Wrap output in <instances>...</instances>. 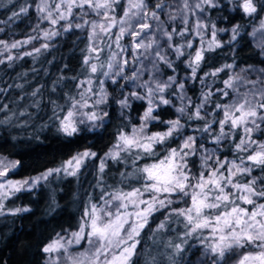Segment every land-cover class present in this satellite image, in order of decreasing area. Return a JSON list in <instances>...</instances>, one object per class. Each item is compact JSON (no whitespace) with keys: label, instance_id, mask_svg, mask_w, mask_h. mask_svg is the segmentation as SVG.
<instances>
[{"label":"trees","instance_id":"16d2710c","mask_svg":"<svg viewBox=\"0 0 264 264\" xmlns=\"http://www.w3.org/2000/svg\"><path fill=\"white\" fill-rule=\"evenodd\" d=\"M163 2L173 4V0ZM239 2L240 0H220L221 7L210 9L206 16L209 27L206 31L202 30V38L194 33L184 37L174 34L172 44L182 46L183 55L180 56L168 47L166 37L155 28L152 29V35H149L148 30L142 33V37L146 38L145 42L155 38L162 51L172 61V68L160 65L161 72L156 74L157 77L166 81L172 76L177 83L184 84V100L180 99L181 92L173 84L163 93L170 103L162 104L156 97L151 114L154 118L144 121L142 117L149 107L146 89L134 87L131 79H124L131 77L134 70L140 67L133 58V39L127 50L130 57L128 61L131 62L127 65L125 76L114 84L103 75V72H108L110 53L116 49L115 43L108 37H105L101 44L103 51L99 60L91 61L98 66L97 72L92 74L83 62L85 56L89 55L88 48L92 44L87 31H64L66 24L62 21L53 26L49 21L42 19L38 11L41 0H0V41L9 46L16 42L28 41L14 49H5L4 44H0V60H4V63H0V89L3 90L0 91V162L7 165V177L12 181L28 179L61 168L81 152L96 154L81 165L76 175L67 176L61 172L63 176L59 183L48 185V182H44L35 191H22L8 201L9 206L18 207L19 211L0 217V264H45L46 253L42 249L64 230H75L82 220L83 211L89 208L91 202L97 201L108 192L119 189L128 191L145 184L143 173L139 170L159 163L171 149H179L189 136L194 137L196 142L195 155L186 158L187 170L193 177L191 183L196 182L195 177L205 168L203 158L211 153L212 164L218 157L221 161H235L242 167H251V175H237L235 182L245 183L256 178V187H261L264 169L251 165L246 159L243 163L241 161V158L251 154L257 145H247L248 151H239L236 147L244 136L242 128L232 131L228 138L219 144L214 142V137L220 131L216 121L223 118V112L216 109V104L231 103L234 99L232 90L225 89L224 82L234 77L233 72L236 69L251 72L252 77L242 75L248 80H256L255 76H260L261 70H264V49L257 44L255 38L257 30L264 22V0H254L257 12L252 15H246L236 7ZM145 3L153 8L157 0H145ZM127 7L128 0H119V3L114 5V17L117 21L123 17ZM22 8L26 11L21 12ZM168 11L166 8L165 13L160 15L161 21L168 20ZM13 13L19 14L13 16ZM194 19L189 18L190 29ZM212 24L216 26V40L221 46L203 52L204 59L193 78L189 64L197 50L207 49L211 40ZM235 26H239L238 35L233 40L231 30ZM164 27L168 31L175 27L179 32L183 25L178 18L174 22L165 23ZM221 29L223 31H220ZM45 32L57 34L45 39ZM110 35L114 40L116 34L112 32ZM30 37L36 38L29 39ZM188 40L192 42L191 48L187 47ZM126 41L124 38L120 43ZM109 43L112 44L111 47H107ZM43 44H48V48H42ZM36 48H41V51L36 53ZM26 52H32L33 55H24ZM8 55H12L14 59L8 61ZM143 63L151 68L150 59L144 60ZM101 64L104 65L103 68H100ZM227 65L232 67H226ZM217 69L223 70L216 76L210 75ZM150 78L151 73L145 71L135 84L139 85ZM89 79L96 90L105 83L108 94L107 105L101 106L98 111L95 107L87 110L88 113L95 111L101 118L99 122H90L89 127L99 123L101 125L91 130L76 126L77 131L68 136L58 130V117L66 114L71 103L70 97L78 98L80 90L85 86L78 87L79 82ZM246 87L252 86L249 84ZM222 89L229 93L227 97L222 96L219 91ZM133 91L145 98L132 97L130 94ZM207 93L211 95L200 109L203 119H189L196 107L204 101V95ZM125 97H128L129 106L121 107L119 102ZM181 106H186L184 114L177 111ZM177 119L180 120L181 126L163 143L153 145L154 154L141 151L139 158H136L135 151L131 154L120 152L118 159L108 158L104 163L103 172L100 171L101 161L104 162V158L116 150L114 146L118 143L121 132L130 135L133 128H139L143 123L145 135L164 133L171 127L168 122ZM206 123L212 125L209 132L203 131ZM225 132H229L227 126ZM251 139L264 144V122L260 123L259 129L254 128ZM229 166L230 164L225 165ZM221 171L224 172V169ZM101 179L104 182H101ZM190 197L191 190L188 196L178 194L169 197L174 202L149 217L147 225L136 238L139 244L130 264H173L174 261L176 264H184L181 257L172 256L173 249L167 247L169 241L173 244L182 243L180 237L185 231L181 222L183 218L169 216V213L171 209L190 206ZM236 203L249 210L253 208L252 205L241 204L238 200ZM257 203H264V199H259ZM24 207L29 210L23 212ZM207 211L214 213L218 210ZM162 222L166 223V227L158 229ZM207 234L205 230L204 235ZM185 239L187 244L183 246L186 253L189 246L194 247L197 255L203 252V245L199 240L187 237ZM261 250L248 244L236 247L226 253L221 264H239L243 256L255 255ZM185 258L190 256L185 255ZM207 264H212L210 257Z\"/></svg>","mask_w":264,"mask_h":264},{"label":"snow or ice","instance_id":"6c2138e0","mask_svg":"<svg viewBox=\"0 0 264 264\" xmlns=\"http://www.w3.org/2000/svg\"><path fill=\"white\" fill-rule=\"evenodd\" d=\"M117 3H119V0H58V2L54 0L53 5L50 6L47 0H41L38 11L42 14V19H47L53 26L60 20L72 18L74 8L91 9L101 17L103 22H90L81 16V23L75 25L76 28L90 25L92 29L89 40L93 41V43L89 45V55H86L83 61L92 74L97 72L98 66L91 61L93 59L99 60L100 53L103 51V48L99 47L96 41L103 43V37H108L109 40L115 43L116 48L120 49V52H124L126 47L120 44V40L125 34L133 38V58L140 64V67L134 70L131 77H124V79H131L134 87L138 86L146 89L149 107L145 111L142 119L147 121L154 118L151 114L153 112V101L156 97L159 98V102L162 104L167 105L170 103L163 93L167 88L172 87L173 84L181 92L180 99L184 100V96L182 95L184 84L177 83L172 76L168 77L166 81L157 77L156 74L161 72L160 65L163 64L168 68H172V61L162 51L161 46L155 38L147 39V42H145L146 38L142 37V33L148 30L149 35H152V29L155 28L163 37H166L168 47L175 51L177 56L183 55L181 50L182 46L172 44L173 35L184 37L189 33H194L202 38V30L206 31L209 27L208 23H206L207 13L210 9L221 7L220 0H173V4L171 5L164 3L163 0H157L153 8H150L145 3V0H128L127 10L124 11L123 17L119 21L113 15H110L111 12H114L113 5ZM53 7L55 13L58 14L56 16L53 15ZM236 7L240 8L246 15H252L257 12V6L254 0H240L236 4ZM166 8L169 9L166 13L168 20L161 21L160 15L165 13ZM24 11L26 9L22 8L21 12ZM18 14L13 13V16ZM84 15H87V13L85 12ZM190 17L195 18L191 29L188 27ZM178 18L183 25L179 32H177L175 27L171 31H168L164 27L165 23L174 22ZM134 20L135 23L133 22ZM117 23H119L120 27L118 34L115 35L113 40L110 33ZM72 27V24H68L65 26L64 31H70ZM238 27L235 26L231 30L233 40L238 35ZM211 28V40L208 43L207 49L201 48L197 50L189 64L192 68L193 78H195L200 62L204 59L203 52L214 50V47L221 46L216 40L215 24H212ZM220 31H223V29ZM56 34L55 32H45L44 38L47 39ZM101 34H103V37ZM137 37L141 38L136 39ZM35 38L30 37L29 39ZM27 42H16L9 46L4 41H0V44H4L5 49L9 47L14 49L21 46L22 43ZM186 44L188 48L192 47L191 40H188ZM111 46V43L107 45V47ZM41 47L47 49L48 44H43ZM34 51L39 53L41 48H36ZM24 55L31 56L33 53L26 52ZM118 55L119 53L113 52L108 63L109 72L115 70L116 76L122 75L124 67L129 63L122 56L120 60H117ZM13 59L14 57L12 55L7 56L8 61ZM146 59H150L151 68H148L143 63ZM0 63H4V60H0ZM103 67L104 65L101 64L100 68ZM226 67L232 66L227 65ZM222 70L217 69L210 73V75L216 76ZM145 71L151 73V78L148 81L136 85L135 81L140 80ZM109 72H103V75L108 76ZM85 84L88 87L80 93V99L77 100L75 97H70L71 103L66 114L58 117V130L68 136L73 135L77 131L75 120L77 115H85L89 121L93 122L100 119L95 111L90 113H81L79 111V109L85 107H92L88 103V100L91 98L88 93L92 92L91 79L80 81L77 86L83 87ZM249 84L252 86L251 88L246 87ZM257 84H264V70H261V75L257 80H248L246 77L236 74L224 82L225 89L232 90L234 99L231 103L223 105L216 104V109L223 112V118L216 121L219 124L220 131L214 137V142L219 144L222 140L228 138L232 131L237 128H242L244 136L240 138V143L236 145L237 150L248 151L247 145H257V148L253 149L251 154L246 158H241L242 163L246 159L251 165L264 169V144H259L251 139V133L254 131V128L259 129L260 123L264 122V88H257ZM241 88H245L246 90L240 91ZM0 91L3 90L0 89ZM102 91L103 89H101ZM219 91H221L222 96L227 97L229 95L223 89ZM130 95L137 99L145 98L135 91L131 92ZM210 95L211 93L204 95V101L196 107L189 119L193 117L203 119L200 115V109L203 107V103L207 102ZM103 102L104 98L101 97L93 103L99 105ZM119 103L121 107H128V97H125ZM177 111L184 114L186 106H181ZM104 115H107V113H104ZM168 123L171 127L164 133L145 135L143 134L145 128V124L143 123L139 128H133L130 135L121 132L118 143L114 146L116 150L108 155L116 160L119 158L120 152L131 154L135 151L137 153L136 158H139L141 151L150 155L154 154L153 145L163 143L167 137L171 136L181 126L179 119L169 121ZM226 126L229 128V132H225ZM211 128L212 125L206 123L203 131L209 132ZM195 143V138L189 136L184 140L179 149H171L170 153L160 160L159 163L140 169L139 171L143 173V179L146 183L142 187L132 188L128 192L118 191L113 193L111 195V201L115 203V211L111 210L112 203H109V201H105L107 208H97L93 204L90 210H85L80 229L78 232L72 233V240L63 243L61 240H55L46 245L42 249L43 252L51 254L59 252L62 249L66 252V245H71L73 241L79 243L81 239H87L89 244L94 245L93 264H130L131 257L135 253L137 244H139V240L136 237L140 235V232L147 225L149 217L154 212L169 207L174 202L169 197L178 194L188 196L191 190L190 206L182 209H171L169 213V216L175 215L182 217L183 220L181 222L185 228L183 236L180 237L182 243L173 244L169 241L167 245V247L173 249L172 256H180L184 264H207L209 257L211 258L212 264H221L227 252L236 247H243L248 244L262 250L255 255L243 256L239 264H264V203H257V199H264V180L261 181V187L259 188L256 187V178L245 183L235 182L237 175H251L252 168L248 166L242 167L236 164L235 161H221L218 157L212 165H209L208 160H211L213 155L209 153L203 158L204 166L206 167L200 172L198 177H195L196 182L194 184L191 183L193 177L190 171L187 170L186 158L190 155H195ZM95 155V153L84 152L77 157H73L72 160L67 161L63 169L49 170L42 176L37 177L31 184L28 181H24L22 184L20 182L15 184L9 182L8 187L14 191H20L21 187L26 184L31 188L40 180H46L53 172L58 173L61 170L65 171L68 175H75L82 161L85 158L95 157ZM226 164H230V166L225 167ZM12 166L14 167L15 165ZM103 169L104 162L101 161L100 171L103 172ZM221 169H224V172ZM225 172L227 175H225ZM4 175H6V171L0 169V176ZM145 192L152 194L150 198H142ZM237 200L241 204L252 205L253 208L249 210L241 207L240 204L236 203ZM129 207L133 210L128 211ZM122 209L124 211H121ZM207 210L218 211L209 213ZM24 211H27V209H24ZM125 225H128L127 229ZM165 227L166 223L162 222L158 226V229H164ZM86 228L88 231L85 234ZM205 230L208 232L207 235H204ZM185 237L199 240L203 245V252L197 255L194 247L189 246L186 253L183 246L187 244ZM182 254L190 256V258L186 259L185 255ZM172 256L169 258L171 259ZM52 264H56V261H53ZM73 264H80V262L74 260ZM173 264H176V262L174 261Z\"/></svg>","mask_w":264,"mask_h":264},{"label":"rangeland","instance_id":"374dc122","mask_svg":"<svg viewBox=\"0 0 264 264\" xmlns=\"http://www.w3.org/2000/svg\"><path fill=\"white\" fill-rule=\"evenodd\" d=\"M56 2H58V0H56ZM47 3L52 6L53 3H54V0H47ZM113 8H114V5H113ZM52 11H53V15L56 16L58 15L57 13H55V9L54 7L52 8ZM135 11V10H133ZM87 13V15H84V13ZM42 15V14H41ZM110 15H115V12H111ZM83 16L84 19L90 21V22H103L101 20V17L98 16L95 12H93L91 9H79V8H74L73 9V17L68 19V20H60L62 21L63 23H65L66 25L68 24H72L73 27L72 29H76L80 32H88L89 35H91L92 33V29L90 27V25H85L84 27L82 28H76L75 25L77 23H81V19L80 17ZM47 20V19H45ZM48 21V20H47ZM135 23V20L133 21ZM120 25L119 23H117V25L115 27L112 28L111 30V33H115V34H118V29H119ZM71 29V30H72ZM99 31V30H97ZM101 36L103 37V34H101ZM124 38L127 39L126 43H120L122 46H125L126 47V50L124 52H120V49L116 48L114 49L111 53H110V56L113 52H117L119 53V55L117 56V60H120V57H124L126 58L127 60H129V55L127 54V50H128V47H130V45L132 44V37H130L129 35L125 34V36L122 38L123 41H124ZM255 38H256V42L257 44H259L263 49H264V22L263 24L259 27V29L257 30L256 32V35H255ZM105 39V37H103V40ZM93 43V41H92ZM96 43L99 45V47H101V44L99 41H96ZM115 45V44H114ZM131 62V60L129 61ZM108 67V66H107ZM128 68V66L124 67V70H123V73L122 75L120 76H116L115 75V70L109 72V69H108V72H109V75L106 76L107 79H110L115 82H113L114 84L117 83V80L118 79H122L124 76H125V71L126 69ZM234 76L236 74H240L241 76L242 75H245L246 77L250 76L252 77V73L247 71L246 69H236L234 70ZM244 76V77H245ZM259 75H256L254 79H258ZM93 84L91 83V88H92V92L91 93H88V95L91 97L89 100H88V103L90 105H92V107H95L96 111H98L99 109H101V106L103 105H107V103H109L108 101V94H107V91L105 90V83L100 86V89L96 90L93 86ZM256 86H261L262 88H264V84H257ZM88 85L85 84V86L83 87L82 90H80L81 92L84 91L85 88H87ZM249 88V87H247ZM101 89H103V91L101 92ZM246 89L245 88H241L240 91H245ZM100 91V92H98ZM80 92V93H81ZM80 93L78 95V98L77 100L80 99ZM101 97L104 98V102L99 104V105H95L93 102L97 99H100ZM90 107H85V108H82V109H79V111L81 113H88L87 110L89 109ZM103 110V109H102ZM105 111V110H103ZM100 114V112H98ZM99 117V116H98ZM101 119V118H100ZM75 120H76V126H79V127H84V128H88L89 130H91V128L93 127H99L101 125V123L99 124H95V126H91L89 127V125L91 124L90 122L93 123V121H89L87 119V116L85 115H77L75 117ZM82 121V122H81ZM100 120L97 119L96 121L94 122H99ZM90 123V124H89ZM84 153V152H81V154ZM79 155V154H78ZM78 155H75L74 157H77ZM92 158V157H90ZM108 158H110V156H106L104 158V163L108 160ZM72 160V159H71ZM88 160V158H85L82 163L80 164L79 166V169L76 171V174L79 172L80 170V167L83 163H85L86 161ZM212 159L211 160H208V164L209 165H212ZM6 164L5 163H1L0 162V169H3L6 171V175L4 176H0V205H2V207H0V217H3V216H6V215H13V214H16L17 213V210L19 209L18 207L15 208V207H11L8 205V201L11 200L12 197L16 196V194L22 192V191H35L38 186L44 182H48V185L50 183H52L53 185L56 184V183H59L60 182V179L61 177L63 176V174L61 172H63L65 175L67 176H71V175H68L65 171L61 170L60 172H53L52 175L48 176V178L46 180H40L39 182L35 183L34 186H32L31 188H29L28 185H23V187H21V190L20 191H14V190H11L8 185H9V182L15 184L17 182H20L21 184L24 182V181H28L29 184H31L32 181H34L37 177H40L42 176L43 174L45 173H41V174H37V176H34V177H30V178H26V179H22V180H15V181H12L11 179H9L7 177V169H6ZM65 165H63L61 168L59 169H63ZM206 167V166H205ZM69 171H71V169H69ZM75 174V175H76ZM128 177V176H127ZM101 182H104L103 179L100 180ZM150 183V182H149ZM144 185V184H143ZM143 185H138L137 188L139 187H142ZM101 189V188H100ZM110 191V190H108ZM128 192V191H131V190H123V189H119V190H115V191H111V192H108L106 193L104 196H101L97 201L95 202H91L90 206H89V210L91 209V206L93 204H95L97 206V208H107V205L105 204V201H109V203H112V211H115V203L111 201V195L113 193H116V192ZM152 194L149 193V192H145L144 194V197H142L143 199H148L150 198ZM259 199H257L258 201ZM24 209H27V211L29 210V208L27 207H24L22 208V211L23 212H27V211H24ZM133 209L131 207H129L128 211H132ZM121 211H124L123 209ZM84 213H85V210L83 211V217H82V220L84 218ZM82 220L78 223L79 226L71 231V230H64V232L62 234H59L57 235V237H55L51 243L55 240H61V242H66L68 240H72L73 237H72V233L73 232H78L79 229H80V226H81V223H82ZM125 228L127 229L128 228V225H125ZM88 229L86 228L85 229V234L87 233ZM141 233V232H140ZM137 238V237H136ZM129 243H131V241H129ZM67 247V251L65 252L63 249L60 250L59 252H55V253H51V254H47L46 253V261H45V264H52L53 261H56V264H73V261H79L80 264H93V249H94V245L93 244H89L87 242V239H81L79 243H76L75 241H73V243L71 245H66ZM133 257V256H132ZM131 257V259H132ZM58 258V259H57Z\"/></svg>","mask_w":264,"mask_h":264}]
</instances>
